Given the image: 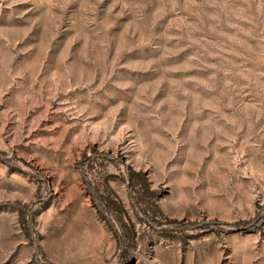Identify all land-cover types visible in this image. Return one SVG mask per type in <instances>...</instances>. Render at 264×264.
I'll list each match as a JSON object with an SVG mask.
<instances>
[{
	"label": "rangeland",
	"instance_id": "obj_1",
	"mask_svg": "<svg viewBox=\"0 0 264 264\" xmlns=\"http://www.w3.org/2000/svg\"><path fill=\"white\" fill-rule=\"evenodd\" d=\"M0 264H264V0H0Z\"/></svg>",
	"mask_w": 264,
	"mask_h": 264
}]
</instances>
